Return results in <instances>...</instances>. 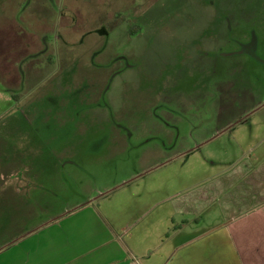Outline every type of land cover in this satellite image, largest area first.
<instances>
[{
    "label": "rangeland",
    "instance_id": "1",
    "mask_svg": "<svg viewBox=\"0 0 264 264\" xmlns=\"http://www.w3.org/2000/svg\"><path fill=\"white\" fill-rule=\"evenodd\" d=\"M2 75L0 250L240 160L264 128V0H0Z\"/></svg>",
    "mask_w": 264,
    "mask_h": 264
},
{
    "label": "crops",
    "instance_id": "2",
    "mask_svg": "<svg viewBox=\"0 0 264 264\" xmlns=\"http://www.w3.org/2000/svg\"><path fill=\"white\" fill-rule=\"evenodd\" d=\"M249 131L240 160L159 197L89 202L1 249L0 264H264V128Z\"/></svg>",
    "mask_w": 264,
    "mask_h": 264
},
{
    "label": "trees",
    "instance_id": "3",
    "mask_svg": "<svg viewBox=\"0 0 264 264\" xmlns=\"http://www.w3.org/2000/svg\"><path fill=\"white\" fill-rule=\"evenodd\" d=\"M135 27H137V26H133L132 28H131V30L133 29V28H135ZM3 35H4V33H3ZM26 53H28V55L30 56V51L29 52H27V50H26V52H25V54ZM24 54V55H25ZM24 55H22L21 57H23ZM20 58H18V60H19ZM18 62V61H17ZM22 67H25V66H21L20 65V60H19V62L18 63H16V65H15V67L14 68H12V69H10V70H8L6 73L4 72L3 73V75L4 74H9V75H11L12 73H14L15 74V76H17V85L15 86H13L14 88H17L18 87V83H19V80L20 79H22V76H20L21 75V68ZM25 72H27L26 70H25V68H24V72L23 73H25ZM3 75L2 76H0L1 78H3ZM21 77V78H20ZM3 81H7V79L6 78H4L3 79ZM14 97H16L15 95H14Z\"/></svg>",
    "mask_w": 264,
    "mask_h": 264
},
{
    "label": "flooded vegetation",
    "instance_id": "4",
    "mask_svg": "<svg viewBox=\"0 0 264 264\" xmlns=\"http://www.w3.org/2000/svg\"><path fill=\"white\" fill-rule=\"evenodd\" d=\"M25 73L27 74V72H25ZM239 122H240V121H239ZM231 127H232V126H231ZM231 127H230V128H231Z\"/></svg>",
    "mask_w": 264,
    "mask_h": 264
},
{
    "label": "water",
    "instance_id": "5",
    "mask_svg": "<svg viewBox=\"0 0 264 264\" xmlns=\"http://www.w3.org/2000/svg\"><path fill=\"white\" fill-rule=\"evenodd\" d=\"M262 107V106H261Z\"/></svg>",
    "mask_w": 264,
    "mask_h": 264
}]
</instances>
